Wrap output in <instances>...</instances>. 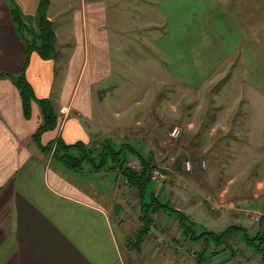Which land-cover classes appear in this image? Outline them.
I'll return each instance as SVG.
<instances>
[{
	"label": "crops",
	"instance_id": "1",
	"mask_svg": "<svg viewBox=\"0 0 264 264\" xmlns=\"http://www.w3.org/2000/svg\"><path fill=\"white\" fill-rule=\"evenodd\" d=\"M134 1L51 0L48 17L54 22L57 48L62 43V63L33 51L26 76L37 97L51 99L58 122L37 140L43 109L34 100L30 115L25 113L15 77L24 66L26 45L10 0H0V264H125L132 249L118 223L116 205L127 187L124 177L114 170H73L54 158V146H47L59 137L65 143H91L101 135V120L107 117L99 93L116 74V64L122 65L115 60L120 51L124 67L133 65L131 55L137 49L143 59L148 53L146 63L151 64L161 56L158 42H153H162L172 31L173 36L238 35L244 30L238 33L228 26L251 24L260 27L258 35L264 32V0H136L143 9L134 8ZM15 2L24 15L35 16L40 0ZM122 5L130 15L133 10L146 21V27L136 29L137 36L129 37L134 23L120 15ZM198 18L210 19L211 27L195 30L204 24ZM123 32L130 49L118 41ZM158 228L166 231L165 225ZM150 236L144 244H149ZM180 249L166 240L144 251L167 262L172 256L173 264H184Z\"/></svg>",
	"mask_w": 264,
	"mask_h": 264
},
{
	"label": "rangeland",
	"instance_id": "2",
	"mask_svg": "<svg viewBox=\"0 0 264 264\" xmlns=\"http://www.w3.org/2000/svg\"><path fill=\"white\" fill-rule=\"evenodd\" d=\"M132 6L144 7L136 0ZM121 8L120 15L134 23L129 37L137 36L136 29L146 27V21L133 10L130 15L124 5ZM117 10L112 8L111 12ZM169 12L173 11L166 14ZM197 22L204 24L196 25L195 30L211 27L210 19L198 18ZM228 27L238 33L244 31L238 35L178 36H173L172 31L162 42H153H158L161 56L154 57L151 64L146 63L150 60L148 53L143 59L138 56L143 52L134 46L138 53L131 55L133 65L124 67L120 51L115 60L122 65L115 61L116 74L99 93L107 119L101 120V135L94 139L129 142L143 148L145 154L152 153L155 170L160 174L155 178L152 173L150 189L155 187L163 200L206 228L218 232L237 224L254 235L264 232L262 223L254 222L250 215L256 210L264 211V32L258 35L260 27L251 24ZM144 37L140 39L148 45ZM256 38L260 40H253ZM118 41H122L124 49L132 45L124 32ZM61 45L59 42L60 49L56 50L59 63ZM175 126L180 128L177 137L170 134ZM125 155L129 165L134 167L133 162L138 164L134 168L140 167L135 155L127 150ZM117 200L118 223L127 232V243L142 225L136 189L125 187ZM166 213L154 215L149 232L152 239L149 244L143 242L140 251L131 248L125 264H173L172 256L167 262L146 252L166 240L181 248L184 264H198L197 254L204 245L188 240L179 219ZM162 225L166 231L158 228ZM246 260L263 264L262 254L245 243L242 233H237L224 245L208 247L204 264H244Z\"/></svg>",
	"mask_w": 264,
	"mask_h": 264
},
{
	"label": "trees",
	"instance_id": "3",
	"mask_svg": "<svg viewBox=\"0 0 264 264\" xmlns=\"http://www.w3.org/2000/svg\"><path fill=\"white\" fill-rule=\"evenodd\" d=\"M10 3L14 21L26 45L25 63L20 73L16 75L15 80L21 90L27 116L30 115L34 100L42 106L44 119L35 134L36 139L39 140L42 132L57 125L58 113L50 98L36 96L34 88L26 76V68L33 51H37L46 59L56 58L57 34L54 22L48 17L51 0H40L35 16L24 15L15 0H10ZM32 23H35V26ZM24 27L28 32L27 34L23 29ZM94 140L91 143L84 141L65 143L59 137L55 140L54 145L51 142L47 148L52 149L54 146V158L73 170H83L87 167L91 170H114L124 177L126 186L136 189L142 225L135 232L134 239H128V246L131 248L136 247L140 251V246L147 238L151 224L154 222V215L163 211L164 213H173L179 219V227L188 240L192 242L200 241L204 245V249L197 254L196 262L198 264H204L208 247H211V245H224L232 235L237 233H242L245 243L262 254L264 264L263 231L251 235L246 228L237 224H231L218 232L206 228L203 224L188 216L185 211L163 200L159 195L160 193L156 192L155 187L150 189L154 182L152 181V173L156 166L152 153L145 154L143 148H137L129 142L116 144L115 141L107 137ZM126 150L137 157L140 162L139 168H134L128 164L127 154L125 155Z\"/></svg>",
	"mask_w": 264,
	"mask_h": 264
},
{
	"label": "built area",
	"instance_id": "4",
	"mask_svg": "<svg viewBox=\"0 0 264 264\" xmlns=\"http://www.w3.org/2000/svg\"><path fill=\"white\" fill-rule=\"evenodd\" d=\"M170 134L174 137L179 136L180 128L178 126H175L171 130ZM131 163L134 167H136L138 165L137 163H133V162H131ZM187 166H188V168H191L190 161H188ZM159 174H160V170H154L153 171V175L155 178H157L159 176ZM250 215H251V218L253 219L254 222L262 223V227L264 229V211H257L256 210V211H253L252 213H250ZM244 264H254V263L251 260H246V261H244Z\"/></svg>",
	"mask_w": 264,
	"mask_h": 264
}]
</instances>
